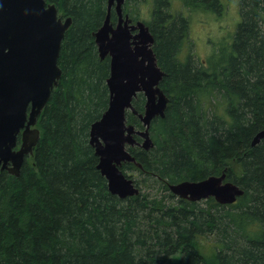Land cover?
<instances>
[{
  "label": "trees",
  "instance_id": "obj_1",
  "mask_svg": "<svg viewBox=\"0 0 264 264\" xmlns=\"http://www.w3.org/2000/svg\"><path fill=\"white\" fill-rule=\"evenodd\" d=\"M45 1L72 23L33 154L17 177L0 172V264H264V140L251 147L264 129V0H240L232 46L205 64L178 59L190 20L173 13L172 2L216 13L220 0H125L123 13L153 36L168 98L164 117L149 127L153 147H127L140 168L121 167L130 179L126 172L137 174L139 194L125 199L108 191L89 143L90 126L109 102V58H99L93 36L108 0ZM143 4L148 19L139 17ZM110 21L117 23L113 8ZM132 105L142 114L144 96ZM125 116L143 130L137 116ZM222 174L243 190L230 205L189 202L169 190ZM209 235L215 249L200 253L198 239Z\"/></svg>",
  "mask_w": 264,
  "mask_h": 264
},
{
  "label": "water",
  "instance_id": "obj_2",
  "mask_svg": "<svg viewBox=\"0 0 264 264\" xmlns=\"http://www.w3.org/2000/svg\"><path fill=\"white\" fill-rule=\"evenodd\" d=\"M124 2L108 0L104 22L93 34L99 58H109V102L89 129L97 169L106 179L108 191L119 199L139 194L133 180L121 170L126 163L140 168L127 147L136 145L144 151L153 147L149 127L153 119L164 117L168 103L159 87L164 72L152 50L153 36L143 22L133 24L123 13ZM111 8L117 15L115 25L110 21ZM71 23V18L62 20L56 6L45 0H0V172L17 177L26 158L33 154L39 130L31 127L37 124L60 79L57 61ZM137 94L145 99L142 114L132 105ZM127 111L137 116L143 130L126 124ZM261 140L264 129L253 137L251 147ZM169 190L182 200L212 198L220 205L233 204L243 194L239 186L225 181V174L180 182L170 185Z\"/></svg>",
  "mask_w": 264,
  "mask_h": 264
},
{
  "label": "rangeland",
  "instance_id": "obj_3",
  "mask_svg": "<svg viewBox=\"0 0 264 264\" xmlns=\"http://www.w3.org/2000/svg\"><path fill=\"white\" fill-rule=\"evenodd\" d=\"M238 2L239 0H220L222 10L214 13L200 10L188 12L182 8L180 2L173 1L172 12H183L182 15L190 20L189 40L188 43H185L183 53L193 52L199 61H203L210 54L218 55L215 47L219 46L220 40H223V35L226 38L227 36L231 38L233 30L239 23ZM144 5H141L137 10L140 18L148 19L149 12ZM217 13L220 14L217 15ZM215 102H220V100L216 99ZM126 174L132 176V179L137 176L135 172H126ZM198 245L200 253L209 255L215 249V239L211 235L200 237Z\"/></svg>",
  "mask_w": 264,
  "mask_h": 264
},
{
  "label": "flooded vegetation",
  "instance_id": "obj_4",
  "mask_svg": "<svg viewBox=\"0 0 264 264\" xmlns=\"http://www.w3.org/2000/svg\"><path fill=\"white\" fill-rule=\"evenodd\" d=\"M238 3H240V0H239V2ZM221 8H222V5H221ZM238 9H239V4H238ZM220 10H222V9H220ZM199 11V10H198ZM200 11H209V10H207V9H200ZM239 11V10H238ZM222 13V12H221ZM218 14H220V13H217V15ZM237 27V26H236ZM236 27H235V29L233 30V35H232V37L230 38L229 36H227V38L223 35V37H222V39L223 40H220V43H219V46H216L215 47V49H216V53H218V55H220L223 51H225L226 53H228V51H229V49H230V47H231V45H232V41H233V37H234V33H235V31H236ZM219 35H221V34H219ZM186 45H184L183 46V48H182V50L179 52V54H178V59H180V60H184V59H186L187 57H193V58H195L196 56L193 54V52L192 53H183V49H184V47H185ZM217 54H210V55H208L203 61H200L201 63H203V64H205V62L208 60V59H210V58H212V57H214V56H216ZM183 57V58H182ZM196 59V58H195ZM38 122V121H37ZM37 125V124H36ZM36 125L35 126H33V127H31L32 129L33 128H36ZM20 138V137H19ZM18 138V139H19ZM19 145H20V142L18 141V144H17V147H19ZM29 157V156H28Z\"/></svg>",
  "mask_w": 264,
  "mask_h": 264
},
{
  "label": "bare ground",
  "instance_id": "obj_5",
  "mask_svg": "<svg viewBox=\"0 0 264 264\" xmlns=\"http://www.w3.org/2000/svg\"><path fill=\"white\" fill-rule=\"evenodd\" d=\"M196 3V2H195ZM232 46V45H231ZM219 94V93H218ZM221 95V94H220ZM217 96V95H216Z\"/></svg>",
  "mask_w": 264,
  "mask_h": 264
}]
</instances>
